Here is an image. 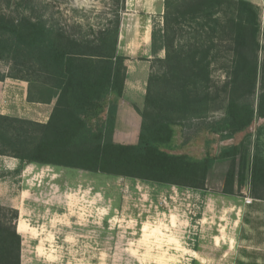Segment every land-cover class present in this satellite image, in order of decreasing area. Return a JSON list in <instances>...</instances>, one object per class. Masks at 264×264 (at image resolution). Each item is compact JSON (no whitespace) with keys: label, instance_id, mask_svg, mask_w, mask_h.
<instances>
[{"label":"trees","instance_id":"1","mask_svg":"<svg viewBox=\"0 0 264 264\" xmlns=\"http://www.w3.org/2000/svg\"><path fill=\"white\" fill-rule=\"evenodd\" d=\"M10 2L11 0H7ZM109 25L89 34L68 32L25 10L0 11V59L13 78L27 83L26 100L51 103L46 122L0 113V156L26 165L82 170L206 193L209 170L229 161L221 193L238 192L247 172L249 193L264 199V123L255 129L251 154L226 144L214 156L172 153L176 127L199 121L196 130L230 140L264 118V34L257 37L256 8L248 0H163L161 24H152L151 55L140 126L134 143L113 139L123 95L126 56L117 49L125 0ZM224 44L230 52L224 116L206 121L220 90L212 91L211 66ZM163 51V55L159 53ZM260 54L256 62L257 53ZM256 94L253 103L245 96ZM216 97V98H215ZM199 217V216H198ZM18 210L0 206V264H20Z\"/></svg>","mask_w":264,"mask_h":264},{"label":"rangeland","instance_id":"2","mask_svg":"<svg viewBox=\"0 0 264 264\" xmlns=\"http://www.w3.org/2000/svg\"><path fill=\"white\" fill-rule=\"evenodd\" d=\"M140 1L144 2L130 0L134 13H142L137 5ZM251 3L256 8L260 42L264 34V0ZM119 7L117 0H0L3 13L20 16L29 10L32 16L41 15L76 35L109 25ZM161 22L160 16L152 18V24ZM118 45V52L124 56L131 50L123 41ZM216 54L211 66V90L221 93L211 102L206 121L221 119L226 106L222 86L227 81L230 52L224 44ZM260 58L258 52L254 59L259 62ZM135 59L139 58L131 60ZM0 72H10L7 59H0ZM255 95L245 96L244 102L253 103ZM122 117L127 118L126 112ZM196 123L199 121H187L183 127H176L172 153L201 158L216 155L226 144H242L243 161L247 162L253 134L264 118L250 122L230 140H221L218 133L197 132ZM136 127V121L130 118L129 127L117 132L114 141L137 139ZM262 139L264 151V136ZM5 171L0 166V206L17 209L16 224L21 219L26 230L19 233L20 264H190L194 241L196 244L207 239L217 227L207 214L202 221L196 219L202 206L205 213L207 207L199 196L194 201L190 189L50 166L34 165L21 174Z\"/></svg>","mask_w":264,"mask_h":264},{"label":"crops","instance_id":"3","mask_svg":"<svg viewBox=\"0 0 264 264\" xmlns=\"http://www.w3.org/2000/svg\"><path fill=\"white\" fill-rule=\"evenodd\" d=\"M248 1L253 2V0ZM137 5L142 13H134L130 8V0H126L125 11L121 15L118 44L123 41V44L127 43V47L129 46L131 50L125 55L128 56L125 62L126 75L123 95L117 108L113 139L117 132L129 127L130 118L136 121L137 138L140 117L136 108L141 109L143 106L149 59L152 58L150 49L152 18L160 16L162 20L164 9L163 0H144ZM161 53L163 54V51ZM134 57L139 59L131 60ZM26 88L27 83L23 80L8 77L0 80V113L46 122L53 102L49 104L28 102ZM125 103L128 105L126 106ZM125 112L127 118L124 120L122 113ZM135 141L136 139L127 143ZM227 161L226 159L215 161L207 175L204 195L199 190L190 189L194 193V201L199 196L201 202L205 204L204 208L207 207L205 213L202 206L200 216H196V219L202 221L207 214L217 225L207 239L196 244L194 241L193 246L190 247V264H264V199L250 195L247 172L238 192L235 187L232 195L221 193L224 175L228 168V165H225ZM18 164L15 158L0 156V166L6 170L4 172L6 174L15 172ZM27 167L32 168L34 164L26 165L20 174ZM245 198L251 201L246 202ZM210 211L212 213H209ZM224 219L227 221L225 222ZM20 221L21 219H18L16 229ZM24 232H26L25 227L18 233Z\"/></svg>","mask_w":264,"mask_h":264},{"label":"bare ground","instance_id":"4","mask_svg":"<svg viewBox=\"0 0 264 264\" xmlns=\"http://www.w3.org/2000/svg\"><path fill=\"white\" fill-rule=\"evenodd\" d=\"M24 228V224L20 221L18 224L17 231H21Z\"/></svg>","mask_w":264,"mask_h":264},{"label":"built area","instance_id":"5","mask_svg":"<svg viewBox=\"0 0 264 264\" xmlns=\"http://www.w3.org/2000/svg\"><path fill=\"white\" fill-rule=\"evenodd\" d=\"M245 201L246 202H250L251 200L249 198H245Z\"/></svg>","mask_w":264,"mask_h":264}]
</instances>
